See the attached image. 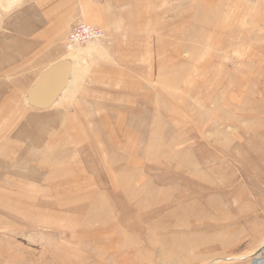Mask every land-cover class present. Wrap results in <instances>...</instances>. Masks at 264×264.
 I'll list each match as a JSON object with an SVG mask.
<instances>
[{
    "label": "rangeland",
    "instance_id": "1",
    "mask_svg": "<svg viewBox=\"0 0 264 264\" xmlns=\"http://www.w3.org/2000/svg\"><path fill=\"white\" fill-rule=\"evenodd\" d=\"M41 1L0 0V264H264V0H166L135 56Z\"/></svg>",
    "mask_w": 264,
    "mask_h": 264
},
{
    "label": "crops",
    "instance_id": "2",
    "mask_svg": "<svg viewBox=\"0 0 264 264\" xmlns=\"http://www.w3.org/2000/svg\"><path fill=\"white\" fill-rule=\"evenodd\" d=\"M164 2L167 1L43 0L37 8L45 15L46 20L44 19V23L40 25L39 29L42 32L37 33V37L40 35L41 39L64 37L66 39L68 32L76 24L84 23L101 28L111 35L113 31H118L113 42L114 50L117 47L121 50L124 48L122 51L125 53L132 51V55L135 56L136 45H141L142 40L148 39L151 32L156 30L158 5Z\"/></svg>",
    "mask_w": 264,
    "mask_h": 264
},
{
    "label": "water",
    "instance_id": "3",
    "mask_svg": "<svg viewBox=\"0 0 264 264\" xmlns=\"http://www.w3.org/2000/svg\"><path fill=\"white\" fill-rule=\"evenodd\" d=\"M67 78L68 67L64 62L56 63L46 70L36 82V88L33 91L31 89L33 106L39 109L49 107L54 96L66 85Z\"/></svg>",
    "mask_w": 264,
    "mask_h": 264
},
{
    "label": "built area",
    "instance_id": "4",
    "mask_svg": "<svg viewBox=\"0 0 264 264\" xmlns=\"http://www.w3.org/2000/svg\"><path fill=\"white\" fill-rule=\"evenodd\" d=\"M103 36L104 32L101 28L78 23L66 36L64 46L67 52H72L83 44L102 40Z\"/></svg>",
    "mask_w": 264,
    "mask_h": 264
},
{
    "label": "bare ground",
    "instance_id": "5",
    "mask_svg": "<svg viewBox=\"0 0 264 264\" xmlns=\"http://www.w3.org/2000/svg\"><path fill=\"white\" fill-rule=\"evenodd\" d=\"M64 63H65L66 66L68 67V72H69V67H70L69 63H68L67 61H65ZM49 68H50V67H49ZM49 68H47L46 70L48 71ZM46 70H45V71H46ZM43 74H44V72H43ZM43 74H42V75H43ZM68 77H69V76H68ZM39 79H40V77H39ZM38 82H39V81H37V83H38ZM37 83L34 84V86H33V88H32V91L36 88V84H37ZM67 89H68V78H67V80H66V85L64 86V88L54 96L51 105H56L57 103H59L60 99L62 98V96L64 95V93L66 92ZM32 91L28 94V96H27V98H26V103H27V104H30V105L33 106L32 97H31V95H32ZM0 119H1V118H0ZM72 140H73V138H72Z\"/></svg>",
    "mask_w": 264,
    "mask_h": 264
}]
</instances>
